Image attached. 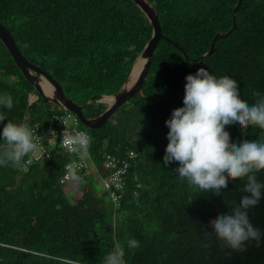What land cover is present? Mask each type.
<instances>
[{
    "label": "trees",
    "instance_id": "1",
    "mask_svg": "<svg viewBox=\"0 0 264 264\" xmlns=\"http://www.w3.org/2000/svg\"><path fill=\"white\" fill-rule=\"evenodd\" d=\"M148 1L158 12L163 36L182 50L161 39L142 96L130 99L99 130L81 125L91 137L93 161L103 162L107 155L120 160L124 187L117 202L104 188L99 168L62 183L72 156L59 147L63 127L52 122L59 109L42 98L31 104L36 90L0 40V96L13 101L11 110L0 106L6 116L0 132L9 120L38 128L39 135L57 134V146L47 150L45 161L24 168L30 153L19 167L0 165V264H103L114 251L123 253L125 264H264V189L248 209L261 238L234 251L204 233H213L210 221L231 214L249 195L243 191L246 178L230 180L215 195L181 180L178 163H163L169 143L165 122L184 106L187 75L205 68L217 78L235 79L249 105L258 99L254 91L264 96V0H242L237 28L206 58L214 37L232 28L239 0ZM0 23L26 59L48 72L69 99L79 105L93 101L84 109L87 118L107 109L100 100L120 91L153 35L134 0H0ZM225 131L235 144L264 141L258 128L233 124ZM3 145L0 140V151ZM256 175L264 184V172ZM74 181L83 191L78 199L65 189ZM131 239L138 248L128 246Z\"/></svg>",
    "mask_w": 264,
    "mask_h": 264
},
{
    "label": "clouds",
    "instance_id": "2",
    "mask_svg": "<svg viewBox=\"0 0 264 264\" xmlns=\"http://www.w3.org/2000/svg\"><path fill=\"white\" fill-rule=\"evenodd\" d=\"M185 79L184 106L174 109L171 118L165 122L169 129L167 134L169 143L163 163L165 166L178 163L179 167L175 172L181 180H186L189 185L201 192L211 191L215 195H220L221 190H226L230 180L246 178L243 191L249 195L243 196L238 206L234 204L231 207V214H222L210 221L213 233L207 231L204 233L208 238L214 236L224 248L244 251L245 242L250 240L259 242L261 238L259 230L249 221L248 209L258 204L264 189V184L258 182L256 175L264 172V141L244 140L239 144L232 143L225 127L236 124L242 130L249 127L264 130V96L254 91L253 95L258 99L249 105L241 99L239 85L235 79L228 76L217 78L205 68L198 69L194 75H187ZM37 95V92L30 95L31 104L38 100L36 98L32 100V97ZM0 106L11 110L13 107L11 96H0ZM58 109L68 111L61 107ZM71 113L77 116L79 123L82 124L79 116ZM5 119L6 116L0 112V123ZM56 137L57 134L53 137L55 147ZM38 139L27 124H17L8 120L0 132V140L4 142L3 151H0V165L12 164L19 167L23 157L37 150ZM90 140L84 131L65 130L62 144L67 146L69 151H77L86 148ZM44 144L48 146L47 150L53 147L49 144V138L44 140ZM62 144L60 142L59 147L69 153ZM69 154L72 160L65 167L63 178L65 182L62 183H68L78 173L88 175L82 170L85 166L91 171L93 168H99L100 173L104 169L105 159L99 166L92 160L89 148L88 154H84L83 158ZM80 164L84 166L77 169L76 174L66 178L71 167H78ZM128 246L138 248L139 242L131 239ZM69 264L78 262L69 261ZM103 264H125L123 253L110 252L104 257Z\"/></svg>",
    "mask_w": 264,
    "mask_h": 264
},
{
    "label": "water",
    "instance_id": "3",
    "mask_svg": "<svg viewBox=\"0 0 264 264\" xmlns=\"http://www.w3.org/2000/svg\"><path fill=\"white\" fill-rule=\"evenodd\" d=\"M136 4L143 10V12L149 18L152 27H153V35L150 41L147 43L141 54L137 57L135 62L132 65L131 70L128 73L125 84L120 89V91L116 95H105L102 97L100 102L106 103L105 100L107 97L113 99V103H108L107 109L96 118H87L84 115V109L87 108L90 104H92V100L84 105H79L72 99H69L62 88V86L55 81L52 76L42 68L33 64L22 54L19 50L14 37L11 32L0 23V40L6 47L7 51L12 56L16 66L21 71L22 75L28 80V82L35 88L37 92L36 99L41 97L50 105H55L66 109L68 111L76 113L82 124L91 130H99L104 127V125L117 113L121 110V108L127 103L130 99L137 98L142 96V86L144 82L147 80L148 70L153 62V55L156 47L158 46L161 39H166L168 42L173 44L176 48L182 50V48L178 45L177 42L172 41L168 38H165L162 34L161 23L158 18V13L156 9L152 6V4L148 0H134ZM242 3V0H239L237 5L235 6L232 17H233V26L227 33H218L213 41L210 48V51L203 55V58L209 57L216 50V42L219 39H222L228 35H230L238 26V21L236 18L237 11ZM51 84L55 89L54 97H47L43 91V85ZM50 85V86H51Z\"/></svg>",
    "mask_w": 264,
    "mask_h": 264
},
{
    "label": "built area",
    "instance_id": "4",
    "mask_svg": "<svg viewBox=\"0 0 264 264\" xmlns=\"http://www.w3.org/2000/svg\"><path fill=\"white\" fill-rule=\"evenodd\" d=\"M63 112L64 110L59 109L56 113H54L53 120H52V122H56L58 126L63 127V129L61 130V137H63L65 130L68 132L84 131V130H80L77 128V125L79 124V120L77 116H75L71 112L66 111L68 114L65 117ZM71 118L73 119V121H71ZM33 132L35 133L37 137H39V139L37 140L38 147H37V150L34 153H32V156L26 161L24 168H26L28 165L34 162H40V161L45 160V157H47V147H48L46 144H44L45 139L49 138V144L52 146L54 145L53 137L56 135L55 132H52V134L47 135V136L39 135L38 128L34 130ZM61 144H62V139H61ZM62 145L65 149L68 150L67 146H65L64 144ZM89 145L86 148H80L77 151H69V150L68 151L69 153L74 154L78 156L79 158H83L84 154H88ZM129 158L134 159L135 154L130 152ZM121 162L124 165H126L125 161H121ZM83 166H84L83 164H80L78 167L76 166L71 167L70 169L71 171L67 173L68 176L66 178H69V176H71L72 174H76L78 172L76 170L82 168ZM82 170H85V174L91 173V170L88 168V166H85ZM123 171L124 169L120 166V160H117L109 155L106 156L105 163H104V169L101 171L102 173L101 182L104 188L109 192L111 199L115 202H117L119 198L118 191L122 190L124 187V183H122V178H121ZM62 182H65V180L63 179Z\"/></svg>",
    "mask_w": 264,
    "mask_h": 264
},
{
    "label": "rangeland",
    "instance_id": "5",
    "mask_svg": "<svg viewBox=\"0 0 264 264\" xmlns=\"http://www.w3.org/2000/svg\"><path fill=\"white\" fill-rule=\"evenodd\" d=\"M51 85V84H50ZM43 87V86H42ZM51 87L53 88V92H52V94L51 95H48L46 92H45V90H44V87H43V91H44V93H45V95L47 96V97H54L55 96V89H54V87L51 85ZM34 93H36V92H34ZM35 97V96H34ZM36 98V97H35ZM76 100V99H75ZM74 100V101H75ZM104 102H110V100H109V98L107 97L105 100H103ZM76 102H77V100H76ZM106 102V103H107ZM55 108V107H54ZM56 108H58V107H56ZM63 114L65 115V117L67 116V112L66 111H64L63 112ZM71 121H73V119L71 118ZM81 123H79L78 125H77V128L78 129H80V130H84V129H82V127H81ZM97 164L99 165V166H101L102 164H101V162H99V161H97ZM99 187V191L101 192V193H104L103 192V190H102V188H101V186L99 185L98 186ZM65 189H66V191L68 192V191H73L72 193L74 194V197H75V199H78L79 197H81V195L83 194V191H82V189H79L78 187H77V181H74V184L73 185H69L68 187H65Z\"/></svg>",
    "mask_w": 264,
    "mask_h": 264
},
{
    "label": "bare ground",
    "instance_id": "6",
    "mask_svg": "<svg viewBox=\"0 0 264 264\" xmlns=\"http://www.w3.org/2000/svg\"><path fill=\"white\" fill-rule=\"evenodd\" d=\"M153 6V5H152ZM157 11V10H156ZM158 13V12H157ZM160 21V20H159ZM161 23V22H160ZM43 87H44V90H45V92L48 94V95H51L52 94V92H53V88L49 85V84H47V83H45L44 85H43ZM32 98H34V97H32ZM109 98V97H108ZM33 100V99H32ZM109 100H110V102H108V103H113V99L112 98H109Z\"/></svg>",
    "mask_w": 264,
    "mask_h": 264
},
{
    "label": "crops",
    "instance_id": "7",
    "mask_svg": "<svg viewBox=\"0 0 264 264\" xmlns=\"http://www.w3.org/2000/svg\"><path fill=\"white\" fill-rule=\"evenodd\" d=\"M33 100H35V97L34 98H32Z\"/></svg>",
    "mask_w": 264,
    "mask_h": 264
}]
</instances>
